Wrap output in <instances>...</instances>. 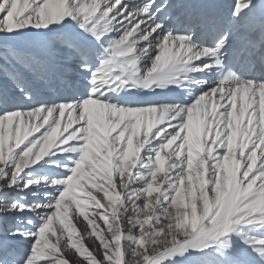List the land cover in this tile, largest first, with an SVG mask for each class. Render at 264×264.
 I'll return each mask as SVG.
<instances>
[{"label":"snow or ice","instance_id":"6c2138e0","mask_svg":"<svg viewBox=\"0 0 264 264\" xmlns=\"http://www.w3.org/2000/svg\"><path fill=\"white\" fill-rule=\"evenodd\" d=\"M0 264H264V0H0Z\"/></svg>","mask_w":264,"mask_h":264},{"label":"rangeland","instance_id":"374dc122","mask_svg":"<svg viewBox=\"0 0 264 264\" xmlns=\"http://www.w3.org/2000/svg\"><path fill=\"white\" fill-rule=\"evenodd\" d=\"M85 243L88 244L91 247V241L86 240Z\"/></svg>","mask_w":264,"mask_h":264}]
</instances>
